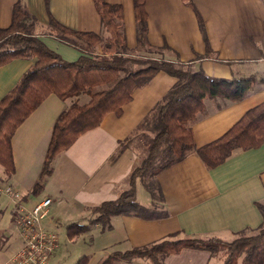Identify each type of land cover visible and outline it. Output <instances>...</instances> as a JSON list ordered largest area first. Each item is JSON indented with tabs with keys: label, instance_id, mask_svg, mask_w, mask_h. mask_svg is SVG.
<instances>
[{
	"label": "crops",
	"instance_id": "crops-1",
	"mask_svg": "<svg viewBox=\"0 0 264 264\" xmlns=\"http://www.w3.org/2000/svg\"><path fill=\"white\" fill-rule=\"evenodd\" d=\"M17 1L0 0V28L10 26ZM48 1L47 8L46 0H23L35 19L34 33L63 59L73 62L81 52L55 37L57 30L50 24L49 13L68 28L108 37L93 0ZM106 1L122 5L127 46L132 55L138 56L133 0ZM146 11L148 43L155 48L170 47L168 59L215 78L264 72V0H146ZM198 16L203 20L207 41ZM35 62L36 59H16L0 68V99ZM177 81L174 76L159 72L148 84L136 88L120 115L108 113L100 126L80 136L55 157L52 173L38 189L34 187L40 178L51 132L67 108V100L49 96L12 137L16 170L10 176V186L23 193L22 202L30 208L45 197L52 198L43 226L60 233L64 225L68 245L86 247L88 264H98L113 252L144 247L172 236L230 242L242 232L256 231L263 223L264 142L258 148L235 151L214 168L207 167L192 152L182 162L162 170L155 179L161 202L157 193V199L148 190L142 194L146 207L157 209L154 218L118 215L111 218L109 226L92 222L96 218L92 208L116 200L129 189L130 175L141 159L133 143L123 148L120 143L132 136ZM262 103L264 76L257 78L248 95L238 102L207 99L190 125L196 147L217 140ZM15 206L11 209L13 222ZM71 224L87 230L70 239L67 228ZM19 237V245L7 257L11 258L20 248V234ZM60 247L61 240L53 256ZM137 260L122 262L140 264ZM164 264H222V260L208 251L184 249L166 257Z\"/></svg>",
	"mask_w": 264,
	"mask_h": 264
},
{
	"label": "trees",
	"instance_id": "trees-1",
	"mask_svg": "<svg viewBox=\"0 0 264 264\" xmlns=\"http://www.w3.org/2000/svg\"><path fill=\"white\" fill-rule=\"evenodd\" d=\"M93 1L108 33L107 38L98 33L68 28L48 10L50 24L57 30L55 37L81 52L73 62L63 59L34 33L36 22L23 0H18L13 6L10 26L0 28V68L16 59H36L18 84L0 99V166L9 176L15 173L12 137L49 96L54 95L64 101L71 99L72 103L53 126L40 178L34 187L38 189L52 173L56 156L68 150L80 136L100 126L108 113L120 115L136 88L148 84L157 73L165 72L177 78V84L132 136L120 143V148L129 146L137 131L143 125H148L152 117L159 120V131L146 146L147 155L130 175L129 189L116 200L91 209L96 215L92 222L104 226H109L111 218L118 215L151 219L158 211L155 207L148 208L137 202L138 180L146 185L154 198L157 199L155 193L159 194L161 202L156 176L162 170L182 162L192 152L207 167L214 168L223 164L237 150L260 147L264 142V103L249 110L217 140L196 147L190 125L204 109L205 101L222 98L238 102L248 95L257 80L256 76L215 78L202 70H193L188 64L168 59L166 53L171 52L170 47L164 45L155 48L148 43L146 0H133L140 54L132 55L127 46L122 5L110 4L106 0ZM46 5L48 8V0ZM198 20L207 41L203 20L199 16ZM82 97L88 100L81 103L79 100ZM162 156H166L167 160L155 167ZM261 211L263 223L254 236H240L230 242L218 238L175 240L172 236L144 247L113 252L98 264H117L134 258L147 259L151 264H164L166 257L184 249L204 250L212 255L226 250L227 257L223 264H239L242 256V264H264V207H261ZM164 214L167 215V212ZM86 230L87 227L71 224L67 228V235L73 239ZM76 264H88V257H82Z\"/></svg>",
	"mask_w": 264,
	"mask_h": 264
},
{
	"label": "rangeland",
	"instance_id": "rangeland-1",
	"mask_svg": "<svg viewBox=\"0 0 264 264\" xmlns=\"http://www.w3.org/2000/svg\"><path fill=\"white\" fill-rule=\"evenodd\" d=\"M102 37L105 38V34H102ZM107 37V34H106ZM60 52H62L61 49H59ZM67 60V59H66ZM68 61V60H67ZM70 62V60H69ZM264 76V72L260 74H256V78H260ZM88 100L87 97L80 98L81 103H85ZM67 105L70 106L72 103V100H67ZM151 123L149 122L148 125H143L140 130L137 131L135 138L133 140L134 149L137 150L140 153V161L139 165L142 163L144 157L147 155L146 146L147 144L152 140V138L158 133L160 124L159 120L152 117L150 119ZM129 144V143H127ZM167 160L166 156H162L156 163L155 167H159L164 161ZM10 176L7 175L3 169L2 166H0V264H3L4 261L8 256V253L14 250L18 245L20 241L19 237V230L15 226V223L12 221L11 218V209L12 206H14V201L6 195L3 191L7 186H10L9 183ZM149 179V178H148ZM146 185L141 181L138 180L137 182V202L140 205H143L146 207L145 201L142 200V194L143 192L147 191ZM149 191V190H148ZM20 192V191H19ZM22 195L23 193L20 192ZM31 200H33L35 197H30ZM64 227V225H63ZM61 227L60 233L58 235L60 236L61 240V247L56 252V254L53 256V259L51 261L52 264H76L82 257L87 256V249L86 247L82 245H68V240L66 237L65 230ZM257 231H253L251 233L248 232H242V234L238 235L234 240L238 239L240 236H254L256 235ZM82 239V236L80 237ZM185 238H177L175 240H180ZM232 240V241H234ZM217 256H219L220 261L222 260V264L225 261V258L227 257V251L223 250L219 253H217ZM244 256H242L239 259V264H242V259ZM138 259L137 261L140 264H149L151 263L147 259H141V258H134ZM133 260V259H132ZM136 261V263H137ZM117 264H127L125 262H118Z\"/></svg>",
	"mask_w": 264,
	"mask_h": 264
},
{
	"label": "built area",
	"instance_id": "built-area-1",
	"mask_svg": "<svg viewBox=\"0 0 264 264\" xmlns=\"http://www.w3.org/2000/svg\"><path fill=\"white\" fill-rule=\"evenodd\" d=\"M2 192L16 205L14 223L22 239L20 248L3 264H51L60 244L58 233L43 226L53 204L52 198L45 197L30 208L23 204L20 192L11 186Z\"/></svg>",
	"mask_w": 264,
	"mask_h": 264
}]
</instances>
